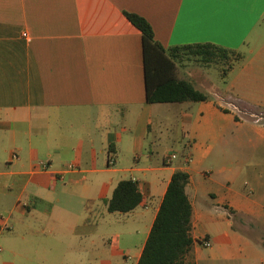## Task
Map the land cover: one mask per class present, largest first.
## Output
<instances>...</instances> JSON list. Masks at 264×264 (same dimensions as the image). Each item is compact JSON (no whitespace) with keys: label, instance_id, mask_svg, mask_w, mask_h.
<instances>
[{"label":"crops","instance_id":"1","mask_svg":"<svg viewBox=\"0 0 264 264\" xmlns=\"http://www.w3.org/2000/svg\"><path fill=\"white\" fill-rule=\"evenodd\" d=\"M125 11L147 19L166 48L210 42L243 57L217 80L178 60L176 75L208 98L150 103L142 34ZM263 112L264 0H0V214L17 233L43 214L57 221L41 232L90 238L94 220L112 213L106 199L131 178L141 202L102 235L137 264L183 170L193 238L185 259L263 264L260 242L243 233L248 219L231 220L252 212L244 186L264 190V124L250 117ZM68 204L80 212L61 222Z\"/></svg>","mask_w":264,"mask_h":264},{"label":"trees","instance_id":"2","mask_svg":"<svg viewBox=\"0 0 264 264\" xmlns=\"http://www.w3.org/2000/svg\"><path fill=\"white\" fill-rule=\"evenodd\" d=\"M124 13L142 34L146 96L150 103L208 98L191 81L176 75V61L183 55L195 56L202 65L227 64L223 75L243 57L239 51L210 42L166 48L155 39L147 19L137 13ZM188 180L189 174L183 170L172 174L137 264H193L185 259L193 244L192 207L185 191ZM141 200L136 180L125 178L117 183L106 204L109 212H129Z\"/></svg>","mask_w":264,"mask_h":264},{"label":"rangeland","instance_id":"3","mask_svg":"<svg viewBox=\"0 0 264 264\" xmlns=\"http://www.w3.org/2000/svg\"><path fill=\"white\" fill-rule=\"evenodd\" d=\"M180 61L188 63L194 69L209 67L208 73L215 80L220 76L224 77L223 68L227 67V64L224 63L202 65L193 55H183ZM230 93L235 95L233 92ZM243 190L253 200L252 212L238 213L237 217H231V220L234 222V227H237L240 226L239 218H242L243 221L248 219L250 227L245 223L243 233L257 239L264 250V190L258 189L254 193H250L251 190H247L245 186ZM66 208L67 214L60 216L61 222H69L74 215L79 214L81 206L68 204ZM3 213L5 214L0 215L7 216L6 212ZM106 214L108 217L98 216L96 220L89 219L90 223L94 220L93 235L90 238L82 237L80 239L76 233H71L68 229L61 227L51 230L49 226L57 219L49 220L43 214H37L39 221H30L29 225L18 230V233L15 228H7L0 232V264H129L127 262H130L133 257L132 252L121 250L122 244L119 245V249L112 248L107 241L110 236L102 235L112 230L109 226H118L119 221L116 219L125 215L121 212ZM47 220L50 225L46 227L45 232H41V223H45ZM206 250L203 249V251ZM262 257L264 258V256Z\"/></svg>","mask_w":264,"mask_h":264},{"label":"built area","instance_id":"4","mask_svg":"<svg viewBox=\"0 0 264 264\" xmlns=\"http://www.w3.org/2000/svg\"><path fill=\"white\" fill-rule=\"evenodd\" d=\"M250 116L252 117L253 121L259 124H264V114L262 113H251ZM174 157V155H173ZM108 163L112 165L114 163V158L112 156L109 157ZM38 167L46 168L47 164L45 162H38ZM68 168H73V164H69ZM8 228V216L0 215V232ZM200 243L204 247L210 246V241L207 238H202Z\"/></svg>","mask_w":264,"mask_h":264}]
</instances>
